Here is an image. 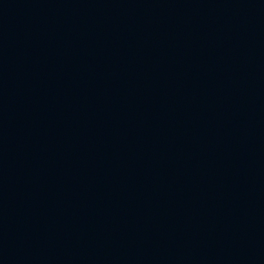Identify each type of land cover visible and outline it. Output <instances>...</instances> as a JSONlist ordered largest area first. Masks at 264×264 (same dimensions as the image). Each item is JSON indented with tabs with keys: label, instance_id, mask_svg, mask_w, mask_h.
<instances>
[{
	"label": "water",
	"instance_id": "water-1",
	"mask_svg": "<svg viewBox=\"0 0 264 264\" xmlns=\"http://www.w3.org/2000/svg\"><path fill=\"white\" fill-rule=\"evenodd\" d=\"M0 264H264V0H0Z\"/></svg>",
	"mask_w": 264,
	"mask_h": 264
}]
</instances>
